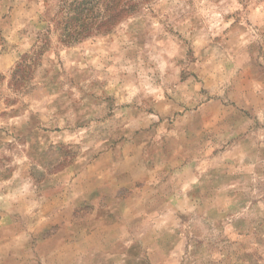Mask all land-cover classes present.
<instances>
[{
  "label": "rangeland",
  "instance_id": "1",
  "mask_svg": "<svg viewBox=\"0 0 264 264\" xmlns=\"http://www.w3.org/2000/svg\"><path fill=\"white\" fill-rule=\"evenodd\" d=\"M60 1L0 0V264H264V0Z\"/></svg>",
  "mask_w": 264,
  "mask_h": 264
},
{
  "label": "trees",
  "instance_id": "2",
  "mask_svg": "<svg viewBox=\"0 0 264 264\" xmlns=\"http://www.w3.org/2000/svg\"><path fill=\"white\" fill-rule=\"evenodd\" d=\"M149 1L61 0L52 22L62 44L71 47L91 37L111 33ZM29 57V54L23 55L12 71L11 86L14 89H18L27 80L26 71L30 69V62L26 60Z\"/></svg>",
  "mask_w": 264,
  "mask_h": 264
}]
</instances>
